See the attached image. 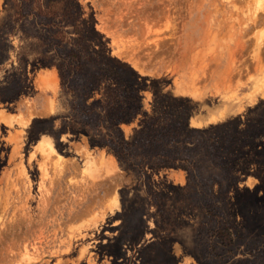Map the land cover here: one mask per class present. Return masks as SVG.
<instances>
[{"label": "rangeland", "instance_id": "rangeland-1", "mask_svg": "<svg viewBox=\"0 0 264 264\" xmlns=\"http://www.w3.org/2000/svg\"><path fill=\"white\" fill-rule=\"evenodd\" d=\"M244 1L0 0V264H264V137L227 170L133 144L155 100L178 128L254 114L264 7Z\"/></svg>", "mask_w": 264, "mask_h": 264}, {"label": "trees", "instance_id": "trees-1", "mask_svg": "<svg viewBox=\"0 0 264 264\" xmlns=\"http://www.w3.org/2000/svg\"><path fill=\"white\" fill-rule=\"evenodd\" d=\"M78 32V29L75 28ZM111 65L105 67V75L114 83H119L122 73L127 74L126 80L134 83L138 75L126 64L117 59H110ZM61 80L64 71L61 66H57ZM160 109V102L154 101L153 116L148 120H143L139 124V129L133 144L139 145L142 150L155 153L164 158V162L158 165H176V163H186L187 158H180L179 151H183L189 156L193 152L202 151L212 158L210 164L218 169H230L236 158L245 155L249 150L257 147L259 140L264 137V100L257 106L252 116L246 117L242 122L225 121L220 124L206 128L188 127L183 114H175V119H183V126L176 127V123L171 119L164 118ZM118 118L117 122L131 121ZM116 147H109L112 154L119 161H124L123 149L129 147L130 142L120 138ZM189 165V164H188Z\"/></svg>", "mask_w": 264, "mask_h": 264}, {"label": "bare ground", "instance_id": "bare-ground-1", "mask_svg": "<svg viewBox=\"0 0 264 264\" xmlns=\"http://www.w3.org/2000/svg\"><path fill=\"white\" fill-rule=\"evenodd\" d=\"M242 1V0H241ZM247 1V0H246ZM246 1H244L245 3H246ZM257 1V3L259 4V5H261V7L260 8H262V7H264L263 6V2H264V0H256ZM253 2V1H252ZM257 6V5H256ZM259 7V6H258ZM256 8V7H255ZM257 17V19H258V17H259V19L261 18V16L259 15H257L256 13L254 14V17H253V19L254 18H256ZM257 19L255 20V22L257 21ZM206 25V24H205ZM248 24H246L245 26H244V28H242V30L243 31H246V29H248ZM238 30V29H237ZM215 44V43H214ZM221 112V111H220ZM212 115V114H211ZM226 115V114H225ZM223 116V113H221V114H219L218 116H216L215 118H221ZM215 118H213V119H215ZM207 124V123H206ZM210 125H212V124H210ZM51 147H52V145H51ZM50 147V148H51ZM53 149V148H52Z\"/></svg>", "mask_w": 264, "mask_h": 264}]
</instances>
